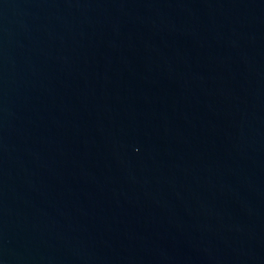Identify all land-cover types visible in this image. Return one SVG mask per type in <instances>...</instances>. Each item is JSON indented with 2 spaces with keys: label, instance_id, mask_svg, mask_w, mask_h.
I'll return each instance as SVG.
<instances>
[{
  "label": "water",
  "instance_id": "obj_1",
  "mask_svg": "<svg viewBox=\"0 0 264 264\" xmlns=\"http://www.w3.org/2000/svg\"><path fill=\"white\" fill-rule=\"evenodd\" d=\"M0 264H264V0H0Z\"/></svg>",
  "mask_w": 264,
  "mask_h": 264
}]
</instances>
